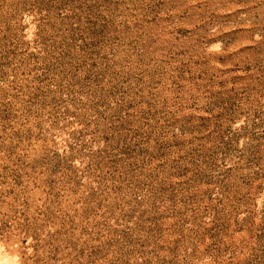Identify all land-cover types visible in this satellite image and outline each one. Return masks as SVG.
<instances>
[{"label": "rangeland", "instance_id": "374dc122", "mask_svg": "<svg viewBox=\"0 0 264 264\" xmlns=\"http://www.w3.org/2000/svg\"><path fill=\"white\" fill-rule=\"evenodd\" d=\"M0 264H264V0H0Z\"/></svg>", "mask_w": 264, "mask_h": 264}]
</instances>
